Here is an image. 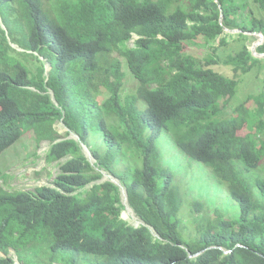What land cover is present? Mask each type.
<instances>
[{
    "label": "trees",
    "instance_id": "trees-1",
    "mask_svg": "<svg viewBox=\"0 0 264 264\" xmlns=\"http://www.w3.org/2000/svg\"><path fill=\"white\" fill-rule=\"evenodd\" d=\"M0 3L16 5L19 45L51 66L46 72L42 62L34 73L0 42V156L34 126L39 144L51 141L46 161L59 166L53 185L33 191L0 186V251L38 242L47 264H264V82L251 115L256 123L249 120L254 127L246 131L245 118H217L238 93V80L215 70L213 57L187 53L199 39L214 50L225 47L233 35L226 27L240 29L233 37L240 48L224 64L236 73L257 63L264 68L246 43V32L264 34V0ZM257 50L264 52V42ZM127 73L139 85L123 96ZM59 119L89 146L96 166L120 179L145 224L123 220L119 186L98 182L102 173L80 142L54 128ZM97 138L101 146L92 145ZM161 140L207 167L239 216L218 211L208 217L204 203L192 201L189 213L198 223L188 237L176 179L183 166L178 157L164 161ZM0 264L16 263L0 258Z\"/></svg>",
    "mask_w": 264,
    "mask_h": 264
},
{
    "label": "rangeland",
    "instance_id": "rangeland-1",
    "mask_svg": "<svg viewBox=\"0 0 264 264\" xmlns=\"http://www.w3.org/2000/svg\"><path fill=\"white\" fill-rule=\"evenodd\" d=\"M17 16L18 12L16 10V5L11 3H0V27L4 30L7 39L4 41L3 33L0 32V42L3 44H9L12 46L11 38L18 43L16 38L18 37L17 31L20 24ZM228 33L233 35L228 39L229 43L225 47L214 50L208 42L199 39L188 45L187 53L203 61L213 57L217 60V63L211 65L215 70L238 80V93L234 96L232 103L230 102V104L222 107L217 118H231L234 115H238L240 118H245L248 120V127L245 125L247 131L248 128L254 127L249 123V120L251 122L257 120L256 117H251V115L256 109V95L260 92L261 85L264 82V68L258 67L259 63H257L255 68L248 73H236L231 66L224 64V60L227 56L238 51L240 48L239 42L233 40V37H236L240 32ZM246 34L249 36L246 43L251 51L255 46L259 47L264 42V37L261 38L258 34ZM134 38H136V35H134ZM133 39L130 41V45H132ZM14 46L19 48L15 44ZM27 53V55H24V53L21 54L16 50L11 51V54L16 55L24 63L30 65L34 73L36 72L37 66L42 62L45 63L46 72L51 69L50 63L46 58L40 57L42 58V61H39L38 56L33 55L30 52ZM115 55L117 56V54ZM261 59H264V57H261ZM138 85V81L130 73H127L123 87V96L135 94ZM26 127V131L28 132H26L11 147L6 149L0 156V186L8 191H33L38 186L52 185L59 172L58 162L49 163L46 161V153L50 148L51 141L44 140L39 144L35 135L34 126ZM54 128L63 137H77L74 133L67 134L68 129L60 119L56 121ZM261 136L264 137V130L261 133ZM91 143L93 146H101L103 141L101 138H97L96 140L91 141ZM160 145V147L166 152V158L164 161L166 160L168 163H173L175 158L178 157L179 162L183 166L176 171V179L181 186V191L185 200L186 208H183L181 215L185 225L188 226L185 230L188 237L195 234L196 229L194 227L198 223V220L193 214L189 213L192 201H202L208 217H215V213L218 211L223 213L227 218H237L239 216L240 210L238 206L234 201L227 198V192L215 185L216 179L207 167L200 163V161L186 157L167 140H161ZM85 154L92 161L95 160L89 149H86ZM127 161L128 156L126 162L123 161V163L126 164ZM123 163L119 165L120 168L123 167ZM263 172L264 169L259 171V173L264 176ZM122 188L124 187L122 186ZM126 214H128L127 211ZM127 221L131 224L138 225V222L131 220V217L128 218ZM16 252L13 248H10L7 254L0 252V257H13L19 264L48 263V253L38 242L31 248H21L18 251L16 250ZM18 257L22 263L18 260ZM54 264L65 263L57 262Z\"/></svg>",
    "mask_w": 264,
    "mask_h": 264
},
{
    "label": "clouds",
    "instance_id": "clouds-1",
    "mask_svg": "<svg viewBox=\"0 0 264 264\" xmlns=\"http://www.w3.org/2000/svg\"><path fill=\"white\" fill-rule=\"evenodd\" d=\"M227 28V27H226ZM227 29H229V28H227ZM231 30H236V29H231ZM238 30H240V29H238ZM228 31V30H227ZM229 32V31H228ZM240 32H241V30H240ZM246 33H253V32H246ZM262 33V32H261ZM263 37H264V34H263ZM3 38H4V40H7L6 39V36H5V32H3ZM11 41H12V46H11V48H13L14 50H16L17 52H19V53H24V55H27L28 53L27 52H30L31 54H33V55H36V56H38L39 58L40 57H43V58H45L44 56H41L38 52H36V51H32V50H29V49H26V48H23V47H21L20 45H19V43H17V42H14L13 40H12V38H11ZM14 44L15 45H17L19 48H16L15 46H14ZM258 48V47H257ZM257 48H256V50H257ZM252 52V51H251ZM257 52L258 53H264V52H259L258 50H257ZM252 55L254 56V57H256V58H260L261 59V57H264V56H255V54H253L252 53ZM40 59H42V58H40ZM262 86V85H261ZM49 93H50V95H51V98L53 99V101L56 103V104H58L57 102H56V100H55V98H54V94H53V91L51 90V91H49ZM259 94V93H258ZM61 121L64 123V125L67 127V134L69 135V134H72V133H74L77 137H74L73 139H75V140H77V141H79L80 142V144H81V147H82V149H83V152H84V154H85V151H86V149H89V151H90V153H91V155H92V157L95 159L94 161H92L86 154V157L88 158V160L91 162V164L93 165V166H95V168L97 169V170H99L101 173H102V178L98 181V182H104V181H111V182H113L114 184H116L117 186H119V188H120V191H121V194H122V200H123V198H124V200H123V204H124V206H125V208L123 209V211L121 212V217L123 218V216L122 215H124V212H126L127 210H125V209H127V207L129 208V206H130V204H129V201H128V195H127V191H126V188H125V186L122 184V182L120 181V179L118 178V177H116L115 175H113L112 173H110V172H108V171H106V170H104V169H100L98 166H96V158L93 156V154H92V152H91V149L89 148V146L85 143V142H83L82 140H81V137L79 136V134L78 133H76L75 131H73L72 129H70L66 124H65V122L61 119ZM64 138H66V137H64ZM62 138H60L59 140H61ZM44 141V140H43ZM51 146V145H50ZM53 185V184H52ZM122 186L124 187V188H122ZM126 196H127V203H126ZM130 208L133 210V208L130 206ZM125 210V211H124ZM133 212H134V210H133ZM134 214H135V212H134ZM136 215V214H135ZM125 216V218H123V220H127L126 218V215H124ZM136 218H138L139 219V217H137V215H136ZM140 220V219H139ZM141 221V220H140ZM138 222V221H137ZM141 222H143V221H141ZM144 223V222H143ZM139 225H141V224H138L137 226H139ZM10 248H13V247H9L8 248V250L7 251H5V252H3V251H0V252H3V253H6L7 254V252L9 251V249ZM14 250H15V252H16V249L15 248H13ZM226 252H229V251H226ZM16 254H17V252H16ZM196 255V254H195ZM17 256H18V254H17ZM0 258H12L14 261H15V259L13 258V257H0ZM18 260L21 262V260H20V258L18 257ZM15 263L16 264H19V263H17L16 261H15ZM22 263V262H21ZM23 264V263H22Z\"/></svg>",
    "mask_w": 264,
    "mask_h": 264
},
{
    "label": "water",
    "instance_id": "water-1",
    "mask_svg": "<svg viewBox=\"0 0 264 264\" xmlns=\"http://www.w3.org/2000/svg\"><path fill=\"white\" fill-rule=\"evenodd\" d=\"M216 2H218V0H216ZM219 4V3H218ZM220 5V4H219ZM221 8V7H220ZM221 21L223 20V11L221 12V19H220ZM226 30H228L229 32H237V31H239L240 32V30H238V29H236V30H231V29H227L226 28ZM254 34H258V35H260L261 36V38L263 37V33H261V32H253ZM256 47L257 46H255L254 48H253V50H252V53L253 54H255V55H257V56H264V53H258L257 52V50H256ZM126 201H127V196H126ZM123 216V218H125V216L124 215H122ZM137 221H138V224H145V223H143V222H141L139 219H137ZM148 227L151 229V231L156 235V236H158L157 235V233L155 232V230H154V228L153 227H151L150 225H148ZM199 254V253H198ZM198 254H196V255H198ZM191 257L192 256H194V255H190Z\"/></svg>",
    "mask_w": 264,
    "mask_h": 264
},
{
    "label": "bare ground",
    "instance_id": "bare-ground-1",
    "mask_svg": "<svg viewBox=\"0 0 264 264\" xmlns=\"http://www.w3.org/2000/svg\"><path fill=\"white\" fill-rule=\"evenodd\" d=\"M126 203H127V201H126ZM127 212H128V214H126V212H124V215H127V216H126L127 219L131 217V220H134V222H137V219H138V218H136V215L134 214V212H133V210L130 208V206H129V208L127 207Z\"/></svg>",
    "mask_w": 264,
    "mask_h": 264
}]
</instances>
